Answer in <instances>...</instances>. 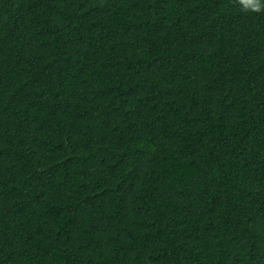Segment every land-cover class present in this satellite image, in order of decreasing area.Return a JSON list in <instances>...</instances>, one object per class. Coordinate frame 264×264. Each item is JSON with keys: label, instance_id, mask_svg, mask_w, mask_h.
<instances>
[{"label": "trees", "instance_id": "16d2710c", "mask_svg": "<svg viewBox=\"0 0 264 264\" xmlns=\"http://www.w3.org/2000/svg\"><path fill=\"white\" fill-rule=\"evenodd\" d=\"M0 264H264V11L0 0Z\"/></svg>", "mask_w": 264, "mask_h": 264}, {"label": "clouds", "instance_id": "9594fccd", "mask_svg": "<svg viewBox=\"0 0 264 264\" xmlns=\"http://www.w3.org/2000/svg\"><path fill=\"white\" fill-rule=\"evenodd\" d=\"M242 3L248 11H264V0H242Z\"/></svg>", "mask_w": 264, "mask_h": 264}]
</instances>
